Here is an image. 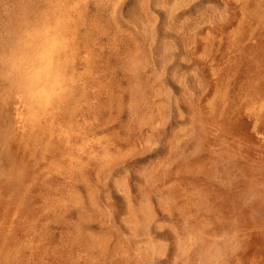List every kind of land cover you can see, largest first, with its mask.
Here are the masks:
<instances>
[{"label":"rangeland","instance_id":"rangeland-1","mask_svg":"<svg viewBox=\"0 0 264 264\" xmlns=\"http://www.w3.org/2000/svg\"><path fill=\"white\" fill-rule=\"evenodd\" d=\"M50 29L74 84L36 111L8 73ZM215 82L224 127L189 102ZM248 97H264V0H0V264L264 256V112L233 114Z\"/></svg>","mask_w":264,"mask_h":264},{"label":"clouds","instance_id":"clouds-1","mask_svg":"<svg viewBox=\"0 0 264 264\" xmlns=\"http://www.w3.org/2000/svg\"><path fill=\"white\" fill-rule=\"evenodd\" d=\"M222 13L226 14L227 9L222 11ZM70 43L71 41L62 33L52 29L47 30L40 35L37 47L27 54L19 56L12 64L8 74L19 76V86L30 108L36 111L52 109L71 91L74 80L62 63V56L68 50ZM192 76L198 80L202 79L201 76L197 77L195 73ZM206 84L207 82L204 81L202 87ZM217 84L218 82H215L214 86L207 85L205 89L207 90V94L204 93L201 96H198L196 92H191L189 102L200 116L208 115L214 117L219 126L224 127L228 110L232 103V95L227 101L217 99L213 106L211 100L216 92ZM179 105L180 100L177 99L178 118L187 120L188 118L179 110ZM257 110L264 112V97L260 98L259 103H256L251 97L241 99L233 109V114H238L241 118H251ZM260 124L261 121L256 120L253 123L252 130L259 139L264 140V132L257 131ZM184 128L186 130L181 133L179 141L182 142L178 144V149L186 142H190L197 137L196 117L193 116ZM155 145L153 143V147ZM105 159L110 160L109 157H105ZM130 195L133 197L131 203H134L135 194L131 193ZM236 264H245V262L243 259L237 258ZM247 264H264V256L259 259H250Z\"/></svg>","mask_w":264,"mask_h":264},{"label":"bare ground","instance_id":"bare-ground-1","mask_svg":"<svg viewBox=\"0 0 264 264\" xmlns=\"http://www.w3.org/2000/svg\"><path fill=\"white\" fill-rule=\"evenodd\" d=\"M263 193V192H262Z\"/></svg>","mask_w":264,"mask_h":264}]
</instances>
